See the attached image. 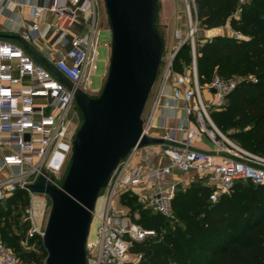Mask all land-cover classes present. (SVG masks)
I'll use <instances>...</instances> for the list:
<instances>
[{
	"label": "built area",
	"instance_id": "built-area-1",
	"mask_svg": "<svg viewBox=\"0 0 264 264\" xmlns=\"http://www.w3.org/2000/svg\"><path fill=\"white\" fill-rule=\"evenodd\" d=\"M249 1L238 0L239 3ZM181 2L184 29L176 27L166 56L163 52V70L158 76L160 87L142 115L143 134L162 138L163 144L133 148L112 170L92 213L97 225L94 239L86 241V264H135L140 260L141 254L132 252L131 247L151 231L133 221L129 208L122 202L125 195H134L141 206L171 218L177 187L194 180L210 189L211 202L230 193L237 182L264 187V155L242 149L224 136L209 116V109L221 107L240 81L216 75L209 83L199 85L196 69V34L200 29L198 0ZM239 11H235L234 17H238ZM96 12L97 0H51L46 5L31 6L32 24L23 39L30 41L33 36H43L41 17L52 14L54 20L47 28L54 32L52 45H59L61 49L54 48L42 57L73 89L26 49L0 40V144L9 149V153L1 157L0 167L10 171L0 180V204L17 190L26 191V231L28 236L35 234L41 240L51 202L47 195L30 192L26 186L34 183L41 173L49 175L51 183L57 185L64 179L75 136V132L70 131V116L76 106L75 89L89 96L94 92L92 76L97 69L100 46ZM81 14L91 16L88 31L68 38ZM212 29H218V33L222 27L208 30ZM225 35L246 39L229 23ZM66 44L68 48L63 49ZM183 44L190 46L191 65L176 72L173 61ZM165 88H171L170 99L174 103L184 104V117L178 118L175 128L168 127L164 117L158 120L156 117L158 100L166 95ZM204 92L211 94L212 99L207 100ZM168 108L176 115L177 105ZM156 129H164L163 135L156 136ZM25 134H29V141L24 140ZM199 134L215 146L213 152L194 146ZM176 174L183 177L174 179ZM0 264H46V257L42 261L23 260L0 239Z\"/></svg>",
	"mask_w": 264,
	"mask_h": 264
},
{
	"label": "trees",
	"instance_id": "trees-1",
	"mask_svg": "<svg viewBox=\"0 0 264 264\" xmlns=\"http://www.w3.org/2000/svg\"><path fill=\"white\" fill-rule=\"evenodd\" d=\"M198 5L200 27H221L230 18V27L246 37L238 40L217 35L196 48L199 85L209 83L216 75L223 79L243 77L227 95L224 108L211 110V116L228 138L251 153L264 155V0H198ZM188 54L189 59L185 56ZM190 65V46L183 44L173 68L181 72ZM214 71L217 74L213 76ZM209 192L198 180L176 191L172 209L178 223L162 234L160 218L166 217L147 215L134 195L123 196L122 202L136 224L148 228L145 230L157 227V236H145L131 247L132 252L141 254L135 264H264V187L237 182L231 196L224 194L214 203L208 198ZM26 201V191L19 189L5 200L6 206L0 204V236L3 242L12 241L14 247L19 241H14L10 222L4 221L9 220V207L17 202L25 206ZM135 212L138 218H134ZM18 213L21 215V210ZM184 213L186 216H180ZM18 228L23 233L27 222H20ZM41 254L31 251L19 257L42 261L46 257L43 246Z\"/></svg>",
	"mask_w": 264,
	"mask_h": 264
},
{
	"label": "water",
	"instance_id": "water-1",
	"mask_svg": "<svg viewBox=\"0 0 264 264\" xmlns=\"http://www.w3.org/2000/svg\"><path fill=\"white\" fill-rule=\"evenodd\" d=\"M111 30L107 78L100 94L75 89L82 123L75 133L61 184L39 174L26 188L50 199L42 246L46 264H86V241L97 198L112 170L133 148L161 145L143 134L142 115L164 52L155 26L158 0H103ZM25 49L66 83L72 84L22 38ZM29 141V134L24 135Z\"/></svg>",
	"mask_w": 264,
	"mask_h": 264
},
{
	"label": "rangeland",
	"instance_id": "rangeland-1",
	"mask_svg": "<svg viewBox=\"0 0 264 264\" xmlns=\"http://www.w3.org/2000/svg\"><path fill=\"white\" fill-rule=\"evenodd\" d=\"M229 19L227 20V22L223 26H221L222 30L218 33L216 32L217 34L213 33L211 35L210 34L208 35L206 33V31L208 29L200 27L199 31L196 34V48H197V50L200 48V45L204 41L209 39V37H207V35L208 36L225 35L226 24L229 23ZM96 26H97V29L100 30L99 36H98V43L100 44V46L98 48L99 53H98L97 69L95 71V74L92 76L91 87L94 90V92L91 93V97L98 96L100 94V92L102 91V88H103L105 81H106V78H107V71H108V66H109L111 30H110L109 20H108V16H107V12H106L103 0H97ZM155 26L157 28L159 35L163 39L164 55L166 56L168 49H169V46L171 44V40L173 37L174 30L176 29V27H180V28L184 29V16H183V11H182L181 0H158V6H157V10H156V15H155ZM105 42L108 43V45L106 47L103 46ZM185 56L187 57V56H189V54L185 55ZM196 56H197V51H196ZM162 70H163V66L161 64L160 68H159V73H158L159 77H160V74L162 73ZM215 74H217V73H215V71H214L213 76ZM158 76H157L156 82H158V78H159ZM231 77H234L238 81L243 80V77H241L239 75H232ZM156 82H155V84H156ZM155 84L153 86L152 91L154 90V87H156ZM150 96H149L147 105L144 109L145 113H146V110L148 109V106L150 104V99H151ZM224 106H225V103L219 108H224ZM213 109H215V108L211 107L209 109V116H210L213 124L216 126V128L224 136H226L225 133H223L221 131V129H219L217 127L213 117L211 116V110H213ZM70 119H71L70 131L76 133L78 128L80 127V125L82 123V116H81L77 106H75V108L73 109L71 116H70ZM231 141L235 142L238 146H240L236 141H234L232 139H231ZM242 149H244V148H242ZM247 152H250V151H247ZM189 184L190 183L185 184V186H178L176 191H178L179 189H181V190L186 189L189 186ZM232 193L233 192L225 194V196H231ZM24 202L23 203L17 202L16 204L9 207V209H8L9 220L4 221V222H7V221L10 222V224H11L10 227L12 229L11 233L14 235V238H15L14 241L17 240V241H19V243L14 247V243L12 241L4 240V242L7 243L8 246L18 256H21V254L26 255L31 251L37 253L39 256H42V254H41L42 240L40 238H38V236L35 234H33L32 236H28L27 231H24L23 233L21 231H19L18 224H20V222H22V221L23 222L25 221L24 220V210L26 208V205L24 206ZM212 203H214V202H212ZM26 204H27V201H26ZM3 206H6L5 203H3ZM140 207L142 208L144 213L147 215L155 214L151 210H149V209H147L141 205H140ZM18 210H21V215H19V216H18V214H19ZM186 214L187 213H184L183 215H180V216L184 217V216H186ZM134 215H135V218L139 217V213H137V212H135ZM176 220H177V216L174 214L172 215V218H160V226L162 227V229H160L159 234H162V232L167 230L168 226L169 227L170 226L171 227L176 226V224L178 223ZM46 221L47 220H44L43 224H46ZM2 224L3 223L1 222L0 226ZM162 224H164V225H162ZM96 225H97V221L95 218H93L91 220V225H90V230H89V236H88L89 240H92L95 237ZM143 227H141V228H143ZM145 229H148V228H145ZM151 229L152 230H148V231H151V234H147L146 236H148V235L154 236V237L157 236L158 233L157 232L154 233L155 230L157 229V227H154ZM6 235H7V233H6ZM0 239L2 240L1 236H0ZM31 257L32 256H29L28 258H31Z\"/></svg>",
	"mask_w": 264,
	"mask_h": 264
},
{
	"label": "crops",
	"instance_id": "crops-1",
	"mask_svg": "<svg viewBox=\"0 0 264 264\" xmlns=\"http://www.w3.org/2000/svg\"><path fill=\"white\" fill-rule=\"evenodd\" d=\"M50 1L51 0H0V40L10 42L25 49V46L20 38L23 39L26 30H28L32 24L31 6L33 4L46 5ZM53 20L54 17L52 14H44L39 22L41 27V35L43 36H33L32 40L30 41L23 39L25 42H27L28 46L40 56H44L46 52H49L54 48L58 50L61 49V46L59 45H52L54 40V32L47 28V24L53 22ZM90 23L91 16L81 14L77 19L73 29L70 30L68 38L72 34L86 33ZM107 45L108 43L105 42L103 46L106 47ZM66 48H68V44L63 47V49ZM155 85L156 87H154V90L150 93L151 99L155 96L158 88L160 87L159 81L156 82ZM165 91L166 95L159 97L156 117L157 120L160 117H164L167 126L170 128H175L178 123V118L184 117V104L183 102L174 103L173 100L170 99V94L172 91L171 88H165ZM204 96L207 100L212 99L211 94L208 92H204ZM173 104L178 106L176 115H174V110L168 108ZM163 133L164 129L154 130V134L156 136H162ZM169 144L172 143L169 142ZM194 146L206 152H213L215 150V146L209 142L203 134H199L196 137ZM8 153L9 149L6 146L0 144V159L2 156L7 155ZM9 172V169L0 167V180L6 178L9 175ZM181 177H183L181 174H176L173 178L180 179Z\"/></svg>",
	"mask_w": 264,
	"mask_h": 264
},
{
	"label": "bare ground",
	"instance_id": "bare-ground-1",
	"mask_svg": "<svg viewBox=\"0 0 264 264\" xmlns=\"http://www.w3.org/2000/svg\"><path fill=\"white\" fill-rule=\"evenodd\" d=\"M218 29H212V30H208L206 31V33L209 35L213 34V33H216ZM74 128V127H73ZM73 130V129H72Z\"/></svg>",
	"mask_w": 264,
	"mask_h": 264
}]
</instances>
